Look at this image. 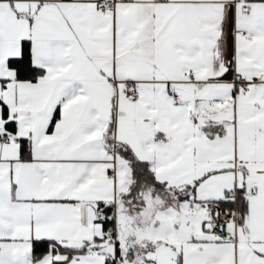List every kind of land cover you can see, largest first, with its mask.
<instances>
[{
    "label": "snow or ice",
    "instance_id": "6c2138e0",
    "mask_svg": "<svg viewBox=\"0 0 264 264\" xmlns=\"http://www.w3.org/2000/svg\"><path fill=\"white\" fill-rule=\"evenodd\" d=\"M0 264H264V0H0Z\"/></svg>",
    "mask_w": 264,
    "mask_h": 264
}]
</instances>
